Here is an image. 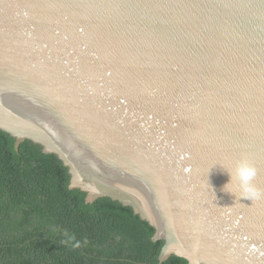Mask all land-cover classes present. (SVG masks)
<instances>
[{
    "label": "water",
    "instance_id": "obj_1",
    "mask_svg": "<svg viewBox=\"0 0 264 264\" xmlns=\"http://www.w3.org/2000/svg\"><path fill=\"white\" fill-rule=\"evenodd\" d=\"M0 130L147 220L159 263L264 264V198L224 189L246 158L264 191V0H0Z\"/></svg>",
    "mask_w": 264,
    "mask_h": 264
},
{
    "label": "trees",
    "instance_id": "obj_2",
    "mask_svg": "<svg viewBox=\"0 0 264 264\" xmlns=\"http://www.w3.org/2000/svg\"><path fill=\"white\" fill-rule=\"evenodd\" d=\"M68 185L55 154L27 139L15 149L0 130V264H187L176 255L158 262L163 240H152L154 227L130 206L86 203ZM65 232L80 247L63 243Z\"/></svg>",
    "mask_w": 264,
    "mask_h": 264
},
{
    "label": "clouds",
    "instance_id": "obj_3",
    "mask_svg": "<svg viewBox=\"0 0 264 264\" xmlns=\"http://www.w3.org/2000/svg\"><path fill=\"white\" fill-rule=\"evenodd\" d=\"M229 181L224 185V189L227 185L232 184L234 188L239 192L240 198L248 199L251 201L264 198V191L257 188L253 183V179L256 176V168L246 159L241 158L231 165L230 170H226ZM234 195L233 192L226 191ZM65 239L63 243H72L75 241V237L68 233H64ZM86 243V241H85ZM73 247H80V241H75L72 244Z\"/></svg>",
    "mask_w": 264,
    "mask_h": 264
}]
</instances>
